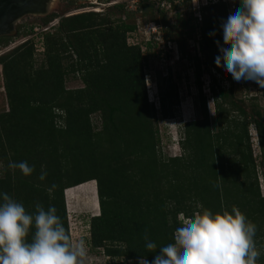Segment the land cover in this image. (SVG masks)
<instances>
[{"label":"trees","instance_id":"16d2710c","mask_svg":"<svg viewBox=\"0 0 264 264\" xmlns=\"http://www.w3.org/2000/svg\"><path fill=\"white\" fill-rule=\"evenodd\" d=\"M218 4L220 13L214 10ZM112 7L119 14L84 11L61 18L43 34V58L38 66L30 39L0 55L8 108L0 112V192L29 213L35 212L36 203L45 210L54 206L71 237L65 190L94 180L99 211L89 220L88 244L114 259L143 257L151 262L160 247L174 242L180 216L203 209L215 213L232 206L256 225L254 241L261 245L264 195L248 134L252 122L232 100L231 75L214 63L219 55L216 42H222L220 25L227 16L226 5L210 0L198 7L203 61L230 83L224 88L211 75L216 131L210 126L198 71L200 118L182 125V153L178 156L160 151L156 125L159 117L177 115L176 87L171 78L166 88L159 84V108L148 100L141 48L127 40L136 24L125 21L122 14L135 12L125 9L122 2ZM54 17L51 14L44 21ZM11 38L0 36V44ZM193 60L199 70V57L194 55ZM68 75L78 76L83 86L67 88ZM261 95L264 102V88ZM232 107L237 115L229 114ZM254 114L258 119L262 116L258 109ZM258 119L251 121L263 149L264 165V122ZM229 149L238 158L226 156ZM10 161H25L33 171L23 175L8 167ZM145 235L155 249H146ZM256 264H264L263 251Z\"/></svg>","mask_w":264,"mask_h":264},{"label":"rangeland","instance_id":"374dc122","mask_svg":"<svg viewBox=\"0 0 264 264\" xmlns=\"http://www.w3.org/2000/svg\"><path fill=\"white\" fill-rule=\"evenodd\" d=\"M96 1V2H94ZM210 0H174L173 3L169 0H136L135 2H126V5L140 8L132 15H125V21L134 22L136 31L127 34L128 43H138L144 57V81L147 94L151 97L156 96L159 91V84L164 88L169 84L168 78H171L172 84L175 85L178 94L179 104L177 107V115L174 118L159 117L156 121L159 149L166 156H178L182 153L180 141L183 138L182 125L185 120H194L200 118L198 90L196 87V73L201 74L200 81L202 82V93L206 96V105L210 119L212 131H216V116H215V100L212 97L209 85L211 84V75L217 78L216 84H220L224 88H228L230 83L222 75L215 70L208 69V66L203 61L202 51L200 49L201 40V16L198 5L208 3ZM217 2L216 0H211ZM228 9L237 3V0H221ZM219 5V4H218ZM216 5L214 10L217 13L221 12L220 5ZM113 5H106L99 0H50V6L46 15L34 16L25 15L15 25V29L8 35H12L11 40L6 44H0V55L8 52L24 42L27 39L33 41L36 47V64L38 66L43 58V34L52 29L53 25H58L61 18L71 14L79 13L80 10H88L94 12L107 13L112 11L117 14V10ZM126 9V6H125ZM82 12V11H81ZM55 14L49 22H45L44 18ZM119 14V13H118ZM197 16V17H195ZM24 40V41H23ZM22 41V42H21ZM197 55L202 63L200 69L196 68V61L193 56ZM65 63V62H64ZM3 75L0 67V112L8 110L7 99L3 89ZM67 88H79L83 86L82 81L78 76L73 77L68 75L65 80ZM234 95L233 102L242 107L247 113V118L252 124L249 126V137L252 149V155L256 163V173L258 175L259 188L264 195V165L262 164L261 152L257 138V130L253 119H258L254 114V110H259L262 114L260 121L264 122V102L261 95V88L254 81L241 80L232 82ZM218 89V86H217ZM255 98V99H254ZM156 101V98H155ZM156 106V107H155ZM155 108H159V103H155ZM227 108L229 105H226ZM229 114L237 115L238 110L235 107L230 109ZM93 120L98 124V119L93 116ZM225 150V149H224ZM226 152V151H225ZM228 152V151H227ZM228 157L238 158L236 151L229 149ZM0 162V168H2ZM94 183V184H93ZM95 185L94 182H84L82 185L72 189V192L80 198L67 202L66 206L69 228L73 242L78 240L85 241L86 261L85 264H139V259H127L125 257L111 258L103 256L100 250H94L89 243V220L91 216L99 211L93 209L87 200L84 199L87 186ZM96 187V186H95ZM97 192V191H96ZM66 194V190H65ZM97 204L98 196L96 193ZM95 205V204H94ZM198 208L201 207L199 203ZM182 217V216H180ZM262 244L256 245L257 250L264 252V238L259 239ZM98 251V253H96Z\"/></svg>","mask_w":264,"mask_h":264},{"label":"clouds","instance_id":"9594fccd","mask_svg":"<svg viewBox=\"0 0 264 264\" xmlns=\"http://www.w3.org/2000/svg\"><path fill=\"white\" fill-rule=\"evenodd\" d=\"M220 27L222 42H216L219 55L214 63L234 81H254L264 88V0H237ZM147 96L150 102L159 103L158 92L152 99ZM8 167L19 169L23 175L33 171L25 161H10ZM44 175L42 172L41 180ZM178 219L174 242L160 247L151 262L139 257V264H256L260 256L254 241L256 225L236 206L215 213L203 209ZM145 241L149 251L156 248L147 235ZM85 261V241L73 242L54 206L45 210L36 203L35 212L29 213L21 203L0 192V264Z\"/></svg>","mask_w":264,"mask_h":264},{"label":"water","instance_id":"95a60500","mask_svg":"<svg viewBox=\"0 0 264 264\" xmlns=\"http://www.w3.org/2000/svg\"><path fill=\"white\" fill-rule=\"evenodd\" d=\"M46 3V0H0V36L10 34L12 27L13 30L15 29L12 18L32 12L40 14L45 9Z\"/></svg>","mask_w":264,"mask_h":264},{"label":"bare ground","instance_id":"6f19581e","mask_svg":"<svg viewBox=\"0 0 264 264\" xmlns=\"http://www.w3.org/2000/svg\"><path fill=\"white\" fill-rule=\"evenodd\" d=\"M46 6H45V9H43L42 11V13H38V12H32V13H25V14H23L22 16H18V17H16V18H12V21H13V24L15 23V25L17 24V22L20 20V19H22L25 15H34V16H42V15H44V14H46L47 13V11H48V9H49V6H50V0H46ZM7 22V21H6ZM5 22V23H6ZM12 24V25H13ZM13 28V27H12ZM12 28H10V32H12L13 31V29ZM5 32H7V31H5ZM4 32V33H5ZM89 182V181H88ZM90 182H94V180H91ZM83 184V183H82ZM81 184V185H82ZM94 184V183H93ZM77 186H80V184L79 185H77ZM77 186H73V187H70V188H67L66 189V199H67V202L69 203V202H71V200H74V199H76V198H80V196H76V194H74V192H72V189H75ZM96 184L95 185H89V186H87V190H86V192H85V195H84V199L85 200H87L88 202H89V205L93 208V209H97L98 208V206H99V204H97V198H96ZM95 204V205H94ZM98 205V206H97Z\"/></svg>","mask_w":264,"mask_h":264},{"label":"built area","instance_id":"2783aa9c","mask_svg":"<svg viewBox=\"0 0 264 264\" xmlns=\"http://www.w3.org/2000/svg\"><path fill=\"white\" fill-rule=\"evenodd\" d=\"M128 1H130V2H135L136 0H112V1H110V2H106V5H114V4H116V3H119V2H122V3H124L125 4V6H126V9L127 10H129V11H136V10H138L139 8H140V5L139 4H137V6L136 7H134V6H129V8H128V5H126V2H128ZM193 1V0H192ZM216 1H219V0H216ZM198 7H199V5H198ZM197 7V8H198ZM84 12V11H88V10H86V9H82V10H80V12ZM123 18H125V15L123 16ZM24 41V40H23ZM22 42V41H21Z\"/></svg>","mask_w":264,"mask_h":264}]
</instances>
